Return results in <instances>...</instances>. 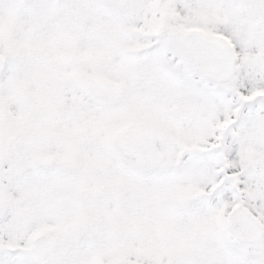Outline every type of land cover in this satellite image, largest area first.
Segmentation results:
<instances>
[{
	"label": "snow or ice",
	"instance_id": "obj_1",
	"mask_svg": "<svg viewBox=\"0 0 264 264\" xmlns=\"http://www.w3.org/2000/svg\"><path fill=\"white\" fill-rule=\"evenodd\" d=\"M0 264H264V0H0Z\"/></svg>",
	"mask_w": 264,
	"mask_h": 264
}]
</instances>
